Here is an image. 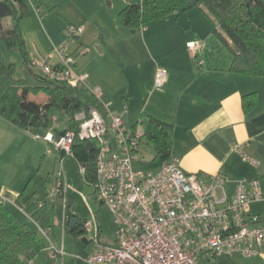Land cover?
Segmentation results:
<instances>
[{
	"label": "crops",
	"instance_id": "0c3cea01",
	"mask_svg": "<svg viewBox=\"0 0 264 264\" xmlns=\"http://www.w3.org/2000/svg\"><path fill=\"white\" fill-rule=\"evenodd\" d=\"M23 1L31 16L34 0ZM47 1L55 8L59 7L56 1ZM102 1L69 0V4L71 9L74 6L85 8L92 2L101 6ZM38 2L44 4L46 0ZM38 10L35 11L37 16ZM180 11L138 31L123 27L118 20L112 31L99 17L90 18L92 26L88 28L84 25L86 19L79 20L78 24L68 21V24L85 27L84 33L71 46L76 71L89 75L87 87L102 90L104 109L113 113L127 108L125 124L143 132L144 141L150 119L172 125L171 158L179 160L184 173L197 175L201 184L210 183L214 176L222 173L230 180V196L235 195V182L240 180H259L264 190V77L232 73V54L214 34V25L209 18L202 11L187 12L191 14L187 15L189 23L186 24ZM42 13L41 9L40 17ZM50 17L39 20L43 24L46 22V33L41 26L30 32L26 26L28 18L22 21L32 68L38 64L37 60L50 56L54 47L64 42L65 26ZM94 26H99L101 31L97 42L91 31ZM32 35L33 49L30 48ZM192 42L202 44L196 54L188 48ZM93 43L97 47L95 52L92 51ZM143 56L148 61L143 62ZM158 68H164L168 73L161 89L155 87ZM250 95L254 105L245 109L244 98ZM39 96L40 99H36L32 95L31 100H47L45 94ZM53 118L58 120L52 116L51 124ZM65 129L67 126L58 128L53 124L44 130L46 134L57 135L56 131ZM31 130L20 129L0 115V199L22 218L26 210L31 209L30 215L34 217L56 201L41 203L42 199L31 191L27 172L30 163L23 158L11 162L12 147L15 143L24 144ZM236 147L259 165L246 162L235 152ZM49 152L52 151L49 149ZM249 213L259 216L264 224V201L252 203ZM250 259L257 260L255 264L264 262V250L259 257ZM39 260L40 257L36 264Z\"/></svg>",
	"mask_w": 264,
	"mask_h": 264
},
{
	"label": "built area",
	"instance_id": "2783aa9c",
	"mask_svg": "<svg viewBox=\"0 0 264 264\" xmlns=\"http://www.w3.org/2000/svg\"><path fill=\"white\" fill-rule=\"evenodd\" d=\"M84 31V26L68 25L66 41L54 47L51 55L36 66L46 80L71 87L84 86L101 101L102 90L87 87L89 75L77 73L71 54V45ZM188 48L196 54L202 44L192 42ZM199 63L202 65L203 61ZM167 77V71L158 68L155 87L163 88ZM127 113L126 107L113 113L107 109L104 113L90 109L88 114L76 116L77 131L34 136L49 144L50 151L62 154V169L66 157L73 156L76 139L93 142L99 148L96 180L92 185L100 203L114 216L118 234L112 244L99 238L90 240L85 263L211 264L214 260L236 255L259 257L264 250V224L259 216L249 213L252 203L264 201L259 180L236 181L235 195L230 196L227 176L217 174L210 183L203 185L197 175L184 173L176 158L156 170L135 169V164L142 166L139 150L145 134L125 124ZM235 152L250 165H259L240 147H236ZM85 172L83 165L82 175ZM61 194L65 228L68 199L65 182L60 180L47 200H61ZM38 229L47 241L48 264H60V258L66 255L65 249L57 246L50 230ZM83 230L91 232L90 224L85 223Z\"/></svg>",
	"mask_w": 264,
	"mask_h": 264
},
{
	"label": "trees",
	"instance_id": "16d2710c",
	"mask_svg": "<svg viewBox=\"0 0 264 264\" xmlns=\"http://www.w3.org/2000/svg\"><path fill=\"white\" fill-rule=\"evenodd\" d=\"M0 1L6 2L13 10L12 25L0 31V45L18 50L31 76L15 81L3 94L0 115L20 129L31 130L49 129L52 115L58 113L67 118V129L56 131L57 135H64L69 130L77 131V115L88 114L90 109L104 113L102 102L88 88L53 83L42 74L33 72L22 32V21L30 17V10L23 0ZM125 1L127 4L118 14V22L133 31L177 11L196 7L209 18L214 25V34L232 54L230 71L264 77V0ZM34 3L39 9L38 0H34ZM12 66L0 55V72H11ZM41 93L47 96V100H31L32 95ZM250 97L251 95L244 98L245 109L254 105ZM146 137L154 148L155 157L150 163L142 162V167L156 170L171 160L172 125L152 118L147 125ZM98 150L95 143L79 139L73 145V156L84 162L86 172L83 179L89 184L96 180ZM65 229L75 235L80 231L77 228L69 229L68 221ZM49 230L52 231L53 228ZM46 248L47 241L38 227L22 218L0 199V264H36V259L43 255Z\"/></svg>",
	"mask_w": 264,
	"mask_h": 264
},
{
	"label": "rangeland",
	"instance_id": "374dc122",
	"mask_svg": "<svg viewBox=\"0 0 264 264\" xmlns=\"http://www.w3.org/2000/svg\"><path fill=\"white\" fill-rule=\"evenodd\" d=\"M55 1L59 5L58 8H55L53 3H50V1L47 0L44 2V4L40 3L39 7L43 11L41 17L39 16V11H41V9L39 8L37 16V7H35V4L33 5L32 3V13L27 19L26 26L30 32L37 26H41L43 32L46 33V22L43 24L39 20L51 15L50 18H55V20L58 21L57 24L65 26L64 42L67 39V27L70 25L68 24V21L78 24L80 22L79 20L86 19L84 25L86 28H88L89 26H92L91 19H98L99 17L103 18V22L106 21L105 24L110 30L113 31V28L117 24L118 14L127 4L125 0H103L104 3L103 1L101 3L102 7L97 3L92 2V4H89L85 8H77V6H74L71 9L69 0H58L61 4L57 0H54V2ZM187 12L201 11L196 7H192L186 11L181 10L180 14H183L185 17V19L182 20H185L186 24L189 23L187 15L191 14ZM84 15L89 16V18L85 17ZM184 17L182 16V18ZM173 18L178 20V17ZM98 27L94 26L91 29V31H93L92 36L97 37L95 42L99 41L98 37L101 35V31L98 29ZM107 29L108 28H106V30ZM112 31L111 33H113ZM33 38V35L32 37L30 36V48L33 47L32 42H35ZM94 45L95 44L93 43L91 46ZM94 50L97 51L96 46H94L92 49L93 52H95ZM82 54L83 53H81V55ZM0 55L6 63L13 65L10 67L11 72H0L1 101L3 93H5V91H7V89L15 83V81L28 78L30 73L26 69L24 58L18 50L8 49L0 45ZM48 57L49 55L44 59L37 60L38 64L45 61ZM142 59L143 62L148 61V59L144 56ZM149 66L151 65L149 64ZM32 70L36 74H41L40 70L36 66L33 67ZM39 97L40 96L37 95L35 97L33 96L32 98L40 99ZM52 116H56L58 118L57 121H53L55 127L65 128L67 126L66 117L58 113H54ZM53 124H51V126ZM45 134L46 130L42 128L32 129L30 134L27 135V138H25L24 144L15 143V145L12 147L10 151V154L12 155L11 162H19L23 158L24 161L30 163V168L27 169V172L29 175L28 177L31 191L37 193L39 198L42 199L41 203L47 202L48 195H50L51 192L56 189L60 180L65 182L68 195L74 201V204L71 208L72 213L80 223H89L91 226V232L84 233L83 235H75L67 231L63 226L65 219V206L57 199L54 203L49 205L48 210L41 214L39 213L38 215L32 217V214L30 215L31 209H28L26 212H23L22 216L26 220L36 225V227L38 226L43 230H49L50 228H53V230L50 232L51 238L56 242L58 247H63L66 251V255L60 258V264H86L84 259L88 256L89 250L82 239L87 238L90 241L92 239L99 238L100 241L112 244L117 238L118 225L110 210L106 206L102 205L98 200L94 186L87 183L83 179L81 167L84 165V162L78 161V159L74 156H69L66 157L65 167L62 169L60 163L62 154L56 151L49 152L51 147L42 139H35L34 137L36 135L44 137ZM139 154L141 161L145 163L152 162L155 157L154 148L150 143H148L147 140L141 145ZM141 168L142 166L140 164H135V169ZM60 173H63V175H60ZM45 262H48L46 251L40 257L38 264H44ZM256 262L257 260L255 259L244 258L236 255L232 258L224 257L214 260L211 264H255ZM260 264H264V262Z\"/></svg>",
	"mask_w": 264,
	"mask_h": 264
},
{
	"label": "water",
	"instance_id": "95a60500",
	"mask_svg": "<svg viewBox=\"0 0 264 264\" xmlns=\"http://www.w3.org/2000/svg\"><path fill=\"white\" fill-rule=\"evenodd\" d=\"M13 10L12 8L3 1H0V31L5 29L6 26L12 25L13 20ZM63 195H60L61 201L63 202ZM74 204V201L72 198L67 199V210H66V219L68 221V227L69 229H74L77 227H83L84 224L80 223L79 220L75 217V215L72 213L71 208ZM84 230L78 231V235H83ZM83 242L87 245H89L90 241L87 238L82 239Z\"/></svg>",
	"mask_w": 264,
	"mask_h": 264
},
{
	"label": "flooded vegetation",
	"instance_id": "af4514ba",
	"mask_svg": "<svg viewBox=\"0 0 264 264\" xmlns=\"http://www.w3.org/2000/svg\"><path fill=\"white\" fill-rule=\"evenodd\" d=\"M78 230H83V227H77Z\"/></svg>",
	"mask_w": 264,
	"mask_h": 264
}]
</instances>
